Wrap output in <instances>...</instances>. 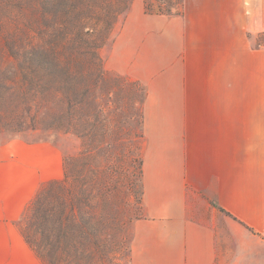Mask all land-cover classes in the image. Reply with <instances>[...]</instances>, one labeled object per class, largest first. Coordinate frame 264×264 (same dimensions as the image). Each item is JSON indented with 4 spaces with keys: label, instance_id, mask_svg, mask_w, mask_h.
I'll return each instance as SVG.
<instances>
[{
    "label": "crops",
    "instance_id": "0c3cea01",
    "mask_svg": "<svg viewBox=\"0 0 264 264\" xmlns=\"http://www.w3.org/2000/svg\"><path fill=\"white\" fill-rule=\"evenodd\" d=\"M113 52L146 86L147 214L130 264H264V0H189L175 15L136 0ZM0 153V264H43L18 222L63 177L61 151L15 139Z\"/></svg>",
    "mask_w": 264,
    "mask_h": 264
},
{
    "label": "rangeland",
    "instance_id": "374dc122",
    "mask_svg": "<svg viewBox=\"0 0 264 264\" xmlns=\"http://www.w3.org/2000/svg\"><path fill=\"white\" fill-rule=\"evenodd\" d=\"M135 1L0 0V149L21 139L61 151L63 177L43 183L18 222L43 264H53L34 227L44 195L57 264H130L134 223L147 214L146 86L120 71L113 49ZM143 1L175 15L189 0ZM58 57L69 65L60 67Z\"/></svg>",
    "mask_w": 264,
    "mask_h": 264
},
{
    "label": "trees",
    "instance_id": "16d2710c",
    "mask_svg": "<svg viewBox=\"0 0 264 264\" xmlns=\"http://www.w3.org/2000/svg\"><path fill=\"white\" fill-rule=\"evenodd\" d=\"M149 4L145 5V10L147 12H151L149 11ZM113 17V13L110 15H106L105 19H109ZM37 58H35L34 56H27L26 60L27 61H35ZM57 59V63L60 67H65L69 65V61L67 60H63L62 57H58ZM43 61V60H42ZM47 196H43L41 199L37 200V204H36V213H35V218L37 219L36 223L34 224V227L36 229V232L40 234L41 236V240L40 242L37 244L38 249H42L44 252H46L49 260L51 263L53 264H57V258L55 256H53V247H54V243H53V239H52V235H53V227L50 225L51 222V216L48 214V210L45 207V205L47 204ZM223 210V209H222ZM237 219V218H235ZM245 227H247L250 231L254 232V230L246 225L245 223L241 222ZM27 241V243L32 246L30 244V241L25 239Z\"/></svg>",
    "mask_w": 264,
    "mask_h": 264
}]
</instances>
